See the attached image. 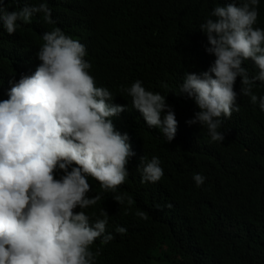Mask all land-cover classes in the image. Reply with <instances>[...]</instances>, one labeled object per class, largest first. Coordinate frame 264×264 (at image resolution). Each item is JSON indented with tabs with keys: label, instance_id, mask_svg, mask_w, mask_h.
I'll return each mask as SVG.
<instances>
[{
	"label": "clouds",
	"instance_id": "1",
	"mask_svg": "<svg viewBox=\"0 0 264 264\" xmlns=\"http://www.w3.org/2000/svg\"><path fill=\"white\" fill-rule=\"evenodd\" d=\"M45 1L12 11L0 5V36L5 40L14 38L20 24L37 26V34L42 18L53 23L52 3H67L56 4L62 15L70 10L63 30L40 33L31 58L35 63L20 79L9 80L11 87L0 84V264H95L101 252L91 246L97 240L106 245L114 235L106 231V211L94 222L82 211L101 199L88 196V178L111 192L125 182L135 153L127 133L115 129V116L127 106L115 104L119 89L100 62L107 50L93 11L76 9L72 0ZM259 3L230 0L211 10L200 31L209 45L205 51L215 59L199 74L187 72L173 92L194 101L199 110L186 124L206 126L213 142L225 140L218 129L239 111L238 95L264 111V96L253 93L255 82L264 83V29L254 27ZM248 60L258 69L251 77L243 66ZM237 77L239 93L234 90ZM124 91L147 126L171 142L178 122L165 95L146 90L140 80ZM141 163L142 182L155 183L164 175L158 157ZM57 169L63 172L59 179ZM193 180L200 187L205 177L197 173ZM113 199L125 202L122 195ZM115 232L125 234L127 229L117 227Z\"/></svg>",
	"mask_w": 264,
	"mask_h": 264
},
{
	"label": "trees",
	"instance_id": "2",
	"mask_svg": "<svg viewBox=\"0 0 264 264\" xmlns=\"http://www.w3.org/2000/svg\"><path fill=\"white\" fill-rule=\"evenodd\" d=\"M228 2L72 0L76 9H90L97 18L98 37L107 50L100 62L109 68L119 89L115 104L127 106L115 116V129L127 133L135 153L129 158L126 180L116 192L104 191L98 181L88 178L92 186L88 196L101 199L82 211L90 222L103 219L106 211V231L114 235L106 245L97 240L91 246L93 252H101L95 264H264V111L249 97L238 95L239 111L224 119L218 129L225 140L213 142L206 126L186 124L199 110L194 101L173 93L187 72L199 74L214 61V55L205 51L209 45L200 25L210 18L213 8ZM40 3L46 1L0 0L9 11ZM56 4L67 3L51 4L53 23L45 24L42 18L38 24L43 29L37 34V26L20 24L14 38L0 36L3 88L7 82L11 87L9 80L18 81L35 63L31 58L42 31L66 27L70 10L62 15ZM254 27L264 29V0H260ZM243 66L250 77L258 73L251 60ZM136 80L146 90L165 95L172 106L178 127L171 142L158 129L149 128L132 107L124 90ZM240 87L237 77L234 90L239 93ZM253 93L264 96V83L255 82ZM154 156L164 175L155 183L142 182L141 161L147 163ZM197 173L205 177L200 187L193 180ZM61 175L57 169L55 178ZM115 195H122L125 202L118 204ZM117 227L127 232L117 234Z\"/></svg>",
	"mask_w": 264,
	"mask_h": 264
}]
</instances>
